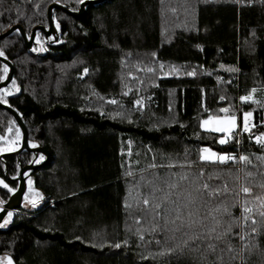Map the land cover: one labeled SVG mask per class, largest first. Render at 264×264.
Returning <instances> with one entry per match:
<instances>
[{"label": "trees", "instance_id": "trees-1", "mask_svg": "<svg viewBox=\"0 0 264 264\" xmlns=\"http://www.w3.org/2000/svg\"><path fill=\"white\" fill-rule=\"evenodd\" d=\"M52 3L76 11L81 2L0 0V33L15 24L28 36L48 27ZM85 10L74 18L53 9L58 41L37 31L28 49L17 30L0 40L1 57L13 65L0 101L22 118L29 145L49 154L26 172L41 203L0 227V256L14 264H264L258 214L245 241L234 227L224 241H210L215 251L209 241L183 247L188 229L172 231L191 211V219L205 218V231L216 217L222 232L231 223L225 206L240 217L245 199L254 208L264 200V146L255 140L264 133V99L241 101L264 91V0H102ZM135 65L148 70L129 81L124 74ZM5 68L0 61V81ZM243 113L254 126L238 151L250 163L201 160L203 148L236 150L235 140L221 144L224 134L203 130L202 120ZM16 131L0 107V177L13 190L19 162L45 158L1 156ZM204 184L220 195L209 199ZM11 192L0 188V200Z\"/></svg>", "mask_w": 264, "mask_h": 264}, {"label": "snow or ice", "instance_id": "snow-or-ice-1", "mask_svg": "<svg viewBox=\"0 0 264 264\" xmlns=\"http://www.w3.org/2000/svg\"><path fill=\"white\" fill-rule=\"evenodd\" d=\"M81 3H83V0H80ZM3 53L0 52V56H2ZM7 71V69L5 68V72ZM85 72H87V69H85ZM189 75H192V73H189ZM3 77H0V79H2ZM13 84H15V81H13ZM255 91V89H253V92ZM6 92V90H5ZM6 94H8L6 92ZM251 99V96H245V97H241V101H247ZM6 102V101H5ZM139 103V101L137 102ZM222 111H227L226 109H222ZM245 125H244V131L245 132H249L250 129L248 127V117L251 116V113H245ZM235 118H233L234 121ZM233 121H229L228 124L231 127ZM209 123V121H204L202 122V127L204 125H207ZM214 131H224V128H214L212 129ZM0 139H2V137H0ZM255 140L258 144H261L262 146H264V133H261L260 135L255 137ZM221 144L225 143V140H221L220 141ZM8 151L13 150L11 147H9L7 149ZM207 154V155H205ZM212 158H216L218 159L220 162H225L227 160H235V157H231V156H218L216 153L211 152L209 149L207 148H203L201 149V160H208V159H212ZM264 159V158H261ZM239 160L241 162H249L248 158L245 156H240ZM153 167H155V165H153ZM163 167V165L161 166ZM169 167H172V165H169ZM202 175V173H201ZM31 183V182H29ZM0 185H3V187L7 188L8 191H13V189L9 188L7 184H5L2 180H0ZM202 191L206 192L208 195L209 199H213L217 196L220 195V192L218 190H212L209 189V186L207 184H204L202 187ZM241 192L245 195L248 196L251 194V190L248 187H242ZM37 195H39L37 193ZM257 200H260L259 197L256 198ZM32 207H36V201H30ZM144 203L147 205L148 204V200L146 199L144 201ZM237 203H240L239 201H237ZM161 207L160 204L156 205V208L159 209ZM232 207H236V204H233ZM217 211H219L220 209L217 208ZM240 210H241V216L240 217H235L232 215L230 209L225 206L223 209V214L227 215L231 218V223L228 224L227 228L222 231V232H217V227L220 226L221 221L217 220L216 217H212L213 220H215L216 226L208 228L206 231L204 230L205 228V224H204V217H201L199 220H195V219H191V217L193 216V213L191 211H189L188 216H189V220L187 222V224H185L183 221H181V223L179 225H177L176 228L172 229L173 232H179L182 229H184L185 227L188 229V231L184 232V235L187 236L188 238L185 239L183 241V247H189L191 244L195 243L196 241H201V242H205V241H209L207 243V247L209 250L211 251H215L217 245L215 243H211L210 241L215 240V241H224V239L229 236V235H233V228L234 227H239L241 229V231L239 233H236L235 235L238 237V239L240 241H245L246 237H248L250 234L246 231H244V228L247 226V222L249 220H251V224L252 225H256L257 224V220L255 219V215H259L261 218H264V200L260 201L259 207L258 208H254L253 206L250 205L249 201L247 199H245L243 201L242 204H240ZM160 213L157 212V215H159ZM12 216L11 212L7 213V217L10 218ZM177 220H181V210L177 209V216L176 219L172 221L173 224L176 223ZM8 223V219L5 218L3 223H0V227H4L6 224ZM196 227H199L201 229V231L196 232L194 229ZM155 230V229H154ZM189 232H191L192 234L189 235ZM257 232V229L255 227L252 228V234H255ZM142 238V237H141ZM117 247H119V245H116ZM244 248H247L248 245L244 244L243 245ZM193 251H195L196 249H192ZM172 249H169V252H171ZM227 251L228 252H232L233 248L230 242H228L227 244ZM235 257H233L234 259ZM222 259V257H221ZM4 260L7 261V264H13V261L11 260V258L9 257H5Z\"/></svg>", "mask_w": 264, "mask_h": 264}, {"label": "water", "instance_id": "water-1", "mask_svg": "<svg viewBox=\"0 0 264 264\" xmlns=\"http://www.w3.org/2000/svg\"><path fill=\"white\" fill-rule=\"evenodd\" d=\"M100 1H102V0H84L83 3H80L79 9L76 11L69 10L60 4L52 3L47 8V18H48V23H49L48 27H44L42 25L35 26L31 30V32L28 36L22 26H20L19 24H15V25H12L11 27H9L4 32L0 33V40L7 37L9 34L14 32L15 30H17L20 33L21 37L23 38L24 43L28 49H31L37 31H41L46 37H48V38L52 37V40L58 41L59 36H58L57 30L55 28L54 21H53V9H61L74 18H80L85 14V11H86L85 6L87 4H96V3H99ZM0 61L3 62L8 67V71H7L5 78L2 81H0V89H2V88H5L10 83V81L13 77V65L10 61H8L7 59H5L1 56H0ZM0 107L9 111V113L13 116L18 127L21 130L20 147L15 151L4 153L1 156H3V155H14L17 157V160L20 161V158H19L20 153L22 151H28V152L33 153L35 155V157H37L39 154H43L45 157L41 163H35L34 160H32L30 163L23 165L21 162H19L20 170H19V177H18V182H19L18 187L9 196L7 201H1L0 200V206H1V208H0V223H1L4 216L8 212H15L16 210H18L21 207L23 195L26 191V178L24 176V173L27 171H33V170L39 168L40 166L44 165L49 158V154L42 147H39V146H33L32 147L29 145L28 131L26 129V126H25L22 118L20 117V115L14 109L9 107L8 105H5L1 101H0ZM0 180H2L5 184H7L6 181L4 180V178L0 177ZM0 188H3V185H0ZM13 264H14V262H13Z\"/></svg>", "mask_w": 264, "mask_h": 264}, {"label": "rangeland", "instance_id": "rangeland-1", "mask_svg": "<svg viewBox=\"0 0 264 264\" xmlns=\"http://www.w3.org/2000/svg\"><path fill=\"white\" fill-rule=\"evenodd\" d=\"M147 70H148V67H146L144 65H141V66L140 65H135V66L132 67V69L127 70L125 72L124 78H126L129 81L138 80V75L136 74V72L138 71V73H142V72H145ZM255 91H254V94L252 92V94L250 95L251 96V99H249V100L254 101V100L259 99V98H263L264 99V91L263 90H255ZM244 114L245 113L240 114V115H235V114L234 115L222 114L219 117H209V123H208L209 125H208V127L210 128V130L212 132L224 134L222 140H225L226 133L229 130H234V129H236L240 125V123L245 122V115ZM263 117H264V115H263ZM233 118H235L234 121H233ZM229 121H233L231 127L228 124ZM247 123H250V124L252 123V127L254 126V120H253L252 114H251L250 117H248ZM214 128H224L225 130L224 131H214V130H212ZM20 144H21V134L19 135L17 133V131H16L13 134V138H11L10 141H7L6 144L3 145V149H5L6 151H8L7 149L9 147H11L13 150L8 151V152H12V151L17 150L20 147ZM207 149H209V148H207ZM209 150L211 152H213L211 149H209ZM214 153H216V152H214ZM216 154L218 156H221V155L228 156L226 154H219V153H216ZM205 155H207V154H205ZM205 161H219V160L216 159V158H212V159H208V160H205ZM17 174H18V172L15 173V174H13V177H16ZM29 182H30V180L27 178V189H26V193L24 195V199H26V202H28L29 200L40 199L39 192L37 190L33 189L30 186V183ZM13 191L11 193H13ZM37 193L39 195H37ZM0 208H1V206H0ZM35 209L36 208H33V209L29 210V211H33ZM16 212H17V210H16ZM18 213H20V212L18 211L17 214ZM2 256H4V255H2Z\"/></svg>", "mask_w": 264, "mask_h": 264}, {"label": "built area", "instance_id": "built-area-1", "mask_svg": "<svg viewBox=\"0 0 264 264\" xmlns=\"http://www.w3.org/2000/svg\"><path fill=\"white\" fill-rule=\"evenodd\" d=\"M244 125H245V122H242L240 123V125L234 129V130H229L227 133H226V138L228 139H233L236 141V150L230 154H228V156H231V157H235V160H227L225 162H221L222 164H226L228 162L230 163H234V164H238L239 163V149H240V140H241V137H242V134L245 133V131L243 130L244 129ZM248 127L249 129L252 127V123H248ZM251 190V189H250ZM240 215H241V210H240Z\"/></svg>", "mask_w": 264, "mask_h": 264}, {"label": "flooded vegetation", "instance_id": "flooded-vegetation-1", "mask_svg": "<svg viewBox=\"0 0 264 264\" xmlns=\"http://www.w3.org/2000/svg\"><path fill=\"white\" fill-rule=\"evenodd\" d=\"M19 170H20V166H19V169H18V174H17V176L16 177H12L13 179H17V187H18V177H19ZM24 176H25V178H26V189H27V175H26V172L24 173ZM5 180V179H4ZM17 187H16V189H17ZM15 189V190H16ZM14 190V191H15ZM13 191V192H14ZM25 193H26V191H25ZM25 193H24V195H25ZM12 194V193H11ZM10 194V195H11ZM9 195V196H10ZM24 195H23V200H22V204H21V207L17 210V212L19 211L20 213H26V212H28L29 210H31V209H33V208H37L39 205H40V203H41V200L40 199H36L35 201H36V207H32V205H31V203H30V201H33V200H29L28 202H26V199H24ZM17 212L15 211V212H11L12 213V216L10 217V218H8L7 217V214L4 216V218H3V220H2V222L1 223H3L4 222V219L5 218H7L8 219V223L5 225V226H8L9 224H10V222H12L13 220H14V218H15V216L17 215ZM4 226V227H5ZM5 257H8V256H0V264H7V261L6 260H4V258Z\"/></svg>", "mask_w": 264, "mask_h": 264}, {"label": "crops", "instance_id": "crops-1", "mask_svg": "<svg viewBox=\"0 0 264 264\" xmlns=\"http://www.w3.org/2000/svg\"><path fill=\"white\" fill-rule=\"evenodd\" d=\"M204 121H209V118H206V119L202 120V122H204ZM208 125H209V124L204 125V126L202 127V129H203V130H206V131H211L210 128L208 127ZM201 126H202V123H201Z\"/></svg>", "mask_w": 264, "mask_h": 264}]
</instances>
